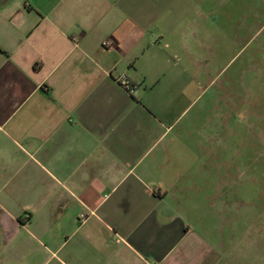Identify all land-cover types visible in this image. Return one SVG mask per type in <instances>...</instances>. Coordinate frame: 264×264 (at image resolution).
I'll return each mask as SVG.
<instances>
[{
    "label": "crops",
    "instance_id": "crops-1",
    "mask_svg": "<svg viewBox=\"0 0 264 264\" xmlns=\"http://www.w3.org/2000/svg\"><path fill=\"white\" fill-rule=\"evenodd\" d=\"M224 12L0 0V264H264L206 155L238 113L207 91L238 47Z\"/></svg>",
    "mask_w": 264,
    "mask_h": 264
},
{
    "label": "rangeland",
    "instance_id": "rangeland-1",
    "mask_svg": "<svg viewBox=\"0 0 264 264\" xmlns=\"http://www.w3.org/2000/svg\"><path fill=\"white\" fill-rule=\"evenodd\" d=\"M224 13L236 16L237 50L226 52L208 76L215 81L207 91L223 93L224 101L237 97L238 113L221 130L217 153L207 148V159L220 157L223 202L251 236H264V0H222ZM249 26V30L247 29ZM229 53V54H228ZM209 161V160H208ZM214 164V163H213ZM214 167V165H212Z\"/></svg>",
    "mask_w": 264,
    "mask_h": 264
},
{
    "label": "built area",
    "instance_id": "built-area-1",
    "mask_svg": "<svg viewBox=\"0 0 264 264\" xmlns=\"http://www.w3.org/2000/svg\"><path fill=\"white\" fill-rule=\"evenodd\" d=\"M106 45L108 46L109 44L108 43H106ZM119 83H120V85H121V87L124 89V90H126L127 92H132L133 91V87H132V85H130L125 79H121L120 81H119ZM2 129H1V127H0V131H1ZM146 264H149V263H147L146 262Z\"/></svg>",
    "mask_w": 264,
    "mask_h": 264
}]
</instances>
